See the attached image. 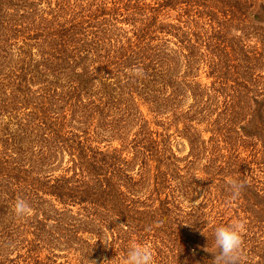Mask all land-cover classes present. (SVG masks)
<instances>
[{"label": "trees", "instance_id": "16d2710c", "mask_svg": "<svg viewBox=\"0 0 264 264\" xmlns=\"http://www.w3.org/2000/svg\"><path fill=\"white\" fill-rule=\"evenodd\" d=\"M234 201L264 219V0H0V264H214Z\"/></svg>", "mask_w": 264, "mask_h": 264}, {"label": "clouds", "instance_id": "9594fccd", "mask_svg": "<svg viewBox=\"0 0 264 264\" xmlns=\"http://www.w3.org/2000/svg\"><path fill=\"white\" fill-rule=\"evenodd\" d=\"M233 197H238L243 182L237 179L230 181ZM32 209L23 199L18 198L13 205L16 217L23 218L31 214ZM213 242L218 252L214 264H239L242 256L243 224L239 221L218 225L213 230ZM124 264H155L154 249L143 241H131L123 258ZM105 261L104 264H107ZM94 264L96 262L94 261Z\"/></svg>", "mask_w": 264, "mask_h": 264}, {"label": "rangeland", "instance_id": "374dc122", "mask_svg": "<svg viewBox=\"0 0 264 264\" xmlns=\"http://www.w3.org/2000/svg\"><path fill=\"white\" fill-rule=\"evenodd\" d=\"M148 118L152 122L151 124H152L153 129H155L157 131L158 130L162 131L163 128H162L161 124H160V126H158L156 123L157 117L149 115ZM173 131H174V129H172L171 133H173ZM172 144H173L174 152H176L178 156L183 157V156L187 155V153L189 151V146L187 145L186 141L179 139V138H176V139H174ZM243 197L244 196L242 195V198ZM200 201H201V198L198 199V203ZM240 203H242V202L237 203L236 201H234L233 205H231L229 211H227V213L225 214V218H227V219L231 218L229 221V224L236 222V221H239L243 224V245H242V256L240 259L241 264H264V253H259L260 251L254 250L259 245H262L264 243V230H263L264 227L261 228L262 226H264V224L259 223V218L261 221L264 220L262 218L263 215L259 214V218H258L256 216L258 214L257 212L256 213H247V212L244 213V210L239 211V215H238L236 208H238L237 206ZM194 205H195V203H194ZM219 213H220V211H219ZM260 213H262V212H260ZM250 250H254L253 251L254 253H250ZM54 254L58 255V259L62 262H65V261L69 262L70 259L72 260L73 256H75V254H73V253H54ZM51 255H53V254H51ZM96 263L103 264V260L100 259V261H98Z\"/></svg>", "mask_w": 264, "mask_h": 264}]
</instances>
